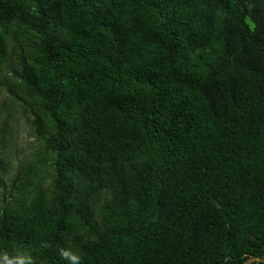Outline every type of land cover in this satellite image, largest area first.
<instances>
[{
	"label": "trees",
	"instance_id": "1",
	"mask_svg": "<svg viewBox=\"0 0 264 264\" xmlns=\"http://www.w3.org/2000/svg\"><path fill=\"white\" fill-rule=\"evenodd\" d=\"M10 54L39 149L0 262L264 257V0H0Z\"/></svg>",
	"mask_w": 264,
	"mask_h": 264
},
{
	"label": "rangeland",
	"instance_id": "2",
	"mask_svg": "<svg viewBox=\"0 0 264 264\" xmlns=\"http://www.w3.org/2000/svg\"><path fill=\"white\" fill-rule=\"evenodd\" d=\"M13 60H12V59ZM12 54L10 60L0 71V206L10 200V178L17 170L27 171V165L34 159L39 142L32 133L31 119L36 113L35 107L20 95L16 89L13 71L18 67ZM10 127L11 130L7 131ZM50 170L44 166L38 168L37 178H48ZM15 194V192H13Z\"/></svg>",
	"mask_w": 264,
	"mask_h": 264
},
{
	"label": "clouds",
	"instance_id": "3",
	"mask_svg": "<svg viewBox=\"0 0 264 264\" xmlns=\"http://www.w3.org/2000/svg\"><path fill=\"white\" fill-rule=\"evenodd\" d=\"M61 257L65 260H68L70 264H82V258L67 249L60 250ZM0 264H33V261L30 257L24 258H9L7 255L3 257V261Z\"/></svg>",
	"mask_w": 264,
	"mask_h": 264
},
{
	"label": "water",
	"instance_id": "4",
	"mask_svg": "<svg viewBox=\"0 0 264 264\" xmlns=\"http://www.w3.org/2000/svg\"><path fill=\"white\" fill-rule=\"evenodd\" d=\"M252 261H261L264 263V257L257 256V255H248L244 261V264H249Z\"/></svg>",
	"mask_w": 264,
	"mask_h": 264
}]
</instances>
